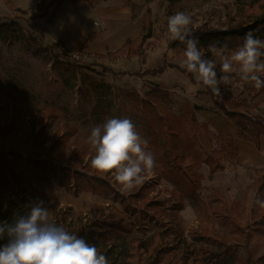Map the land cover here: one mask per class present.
<instances>
[{
    "label": "trees",
    "instance_id": "1",
    "mask_svg": "<svg viewBox=\"0 0 264 264\" xmlns=\"http://www.w3.org/2000/svg\"><path fill=\"white\" fill-rule=\"evenodd\" d=\"M162 1L175 4L183 0ZM235 1L234 14L226 17L223 27L207 24L191 27L205 58L217 61L218 72L223 58L243 43L246 33L251 31L264 40V0ZM50 5L51 2L41 0L40 12L29 20L45 18ZM150 30L142 27L138 37L126 39L117 50L96 57L110 61L139 58L145 54L148 37L159 39L155 32L152 36ZM161 31V26L156 28V33ZM0 46L6 49L18 46L24 54L41 61L48 73V79L40 86L29 83L18 70L20 68L5 70L0 76V97L6 100L10 114V127L2 128L0 140L14 136L13 123L23 126L24 140L30 145L32 156L14 154V157L38 169L39 182L66 188L73 196L86 192L104 202V205H89L84 212L65 207L54 218L58 225L95 245L106 255L109 264H226L233 260V254L226 247L233 245H227L215 235L214 230H210L212 227L202 232L191 229L185 234L179 218L186 204L202 211L207 218L200 195L201 166H206L213 175L224 172L227 164L239 165V149L234 138L228 134L211 136L209 124L197 119L196 112L204 108L185 103L182 111L175 114L170 109L172 92L159 85H148L142 95L134 90L119 93L111 85L80 70L73 62L62 59L69 53L82 55L87 40L72 51L58 43L44 46L34 34L25 32L18 20L0 18ZM168 46L184 60L183 43L171 40ZM4 61L0 47V62ZM104 69L114 73L111 68ZM182 71L191 84L203 86L196 83L194 74L186 69ZM231 78L240 82L251 95L264 96V87L257 90L250 82L241 80L238 73H233ZM203 87L199 92L211 96V107L206 110L219 112L236 126L239 140L250 142L260 151L264 115L254 114L244 98L217 97ZM112 117L130 118L137 131L148 139L149 150L156 159L154 176L157 183L164 184L162 193L150 196L155 186H148L149 183L122 190L114 174L101 173L92 167L94 149L88 137L79 140L78 126L92 129ZM255 174L243 195L237 222H227L230 232L243 236L246 243L256 241L264 246V207L254 202L257 198L264 199V167L256 169ZM4 176L11 185H19L18 175L0 159L1 179ZM13 197L14 194L6 195L0 187V221L11 222L16 215L26 213ZM5 243L6 239L0 240V245ZM256 262L264 264V257Z\"/></svg>",
    "mask_w": 264,
    "mask_h": 264
},
{
    "label": "rangeland",
    "instance_id": "2",
    "mask_svg": "<svg viewBox=\"0 0 264 264\" xmlns=\"http://www.w3.org/2000/svg\"><path fill=\"white\" fill-rule=\"evenodd\" d=\"M47 1L51 2L47 9V16H49L55 11L53 9L55 8V2L61 0ZM117 2L126 1H100L95 3L64 1L60 13L64 18L69 15H72L73 18L74 16L78 17L85 27L99 31L102 29L103 24L99 19L98 7L101 8L100 10L107 12L109 17V15H114L113 11L116 9L115 5ZM234 2L236 1L183 0L179 3L169 4L162 0H134L129 6L132 12L131 23L135 31L138 32L139 30L140 33L142 27L150 28V34L153 36V32H155V37L159 38L148 37L145 40L146 46L143 56L130 60L121 58L114 61L96 57L97 55H105L115 51L124 43L117 46L120 42L117 41L108 46L107 50L101 54L82 52V55H78L69 53L62 59L73 62L80 70L86 72L95 80H102L111 85L119 93L134 90L142 95L147 90L148 85H159L162 89L172 92L170 109L173 113H180L185 103L198 104V106L200 105V107L204 108V112L209 111V113L200 112L198 117L196 115L197 119L202 121V116H208L212 124L214 119L223 117L217 111L206 110L211 107V96L199 92L203 91L204 87L191 84L185 74H183L182 70L185 69L183 67V59L176 56L175 52L169 48L168 45L171 40L169 39L165 23H167L169 16L177 11H182L191 16L193 21L191 27L202 24H207L210 27H223L226 17L234 14ZM33 12H36L35 8L32 9ZM31 17L24 20V22H20L25 32L34 34L42 45H50L43 42L39 32L31 25L30 22L32 20H29ZM94 22L100 26L94 24ZM160 26L162 31L159 34L156 33V28ZM133 34L135 33L133 32ZM124 36V40L136 38L129 33ZM0 47L2 49V57L5 58L4 62H0V76L5 70L12 71V69L20 68L18 69L20 73L24 74L32 85L40 86L43 82H46L48 73L41 61L24 54L18 46L11 49ZM76 56L77 58H75ZM104 68H111L114 73L105 72ZM157 71L160 72L156 73ZM221 93L222 96L232 95L246 99L254 114L264 115V96L256 97L251 95L240 82L233 78H231L229 85H221ZM7 109L6 100L0 97V131H2V128L7 130L10 127L8 126L10 114L7 113ZM62 123L63 121L60 122L59 127H61ZM211 126L209 124L211 136L218 134L213 131ZM14 127L16 128L14 136L6 141L0 140V159L12 168L13 172L18 175L20 182L19 185L14 184L13 186L11 185L12 183L10 184L6 180L7 176H4L3 179L0 177V187L6 195H15L13 201L19 207L27 211L28 207L37 201H44L45 206L49 208L54 219L60 210L65 207H70L75 212H84L89 205H104L103 200L98 196L86 192L73 196L71 191L66 188L39 182V170L14 157L15 155L22 157L32 156L31 147L24 140V127L13 123L11 128ZM78 128L80 131L79 140L82 141L88 137L91 128L79 126ZM262 140L264 147V138ZM238 162L239 165L237 166L227 164V169L224 172L213 175H210L206 166H201L199 171L203 176V181L200 195L204 207L207 209V218L203 216L202 211H197L187 204L179 212V218L183 222L185 234L191 229H197L202 232L203 229L209 230L212 227L210 230H214L215 235L222 238L227 245H233L226 246L229 248L228 251L233 254V260H228L226 264H259L256 261L264 257V246L256 244V241L246 243L243 236L240 237L238 234L235 235L233 231L230 232L231 226L227 220L237 222L236 219L241 211V203L246 188L255 179L256 169L263 167V165L245 163L240 161V159H238ZM145 183H149L148 186H152V184L155 186L150 191V196L163 192L164 184L157 183L154 175L145 177L142 184Z\"/></svg>",
    "mask_w": 264,
    "mask_h": 264
},
{
    "label": "clouds",
    "instance_id": "3",
    "mask_svg": "<svg viewBox=\"0 0 264 264\" xmlns=\"http://www.w3.org/2000/svg\"><path fill=\"white\" fill-rule=\"evenodd\" d=\"M192 23L190 15L177 11L167 19V32L170 40L185 45L183 67L194 74L197 84L221 97V85H229L231 75L238 73L257 90L264 87V40L251 31L246 33L243 43L223 58L218 72L217 61L205 58L201 51ZM87 139L94 149L92 167L114 174L122 190H132L146 175L155 174L156 159L149 141L130 118H109L94 126ZM254 202L264 207V199ZM4 239L7 243L0 245V264H109L95 245L58 225L44 201L32 204L11 222L0 221V240Z\"/></svg>",
    "mask_w": 264,
    "mask_h": 264
},
{
    "label": "crops",
    "instance_id": "4",
    "mask_svg": "<svg viewBox=\"0 0 264 264\" xmlns=\"http://www.w3.org/2000/svg\"><path fill=\"white\" fill-rule=\"evenodd\" d=\"M40 2L41 0H0V18H11L24 22V20L40 11ZM63 4L64 1H56L55 8H53L55 9L54 12L45 18H35L30 22L46 44L58 43L69 50H74L83 40H87L88 45L82 52L101 54L107 50L108 46L117 41H120L117 45L120 46L126 40H124L126 33L133 35V37H136L139 33V30L138 32L135 31L131 23L132 12L129 6L130 3L117 2L115 5L116 9L113 11L114 15H109V17L107 12L100 10L101 8L97 6L100 22L103 24L102 29L99 31L85 27L78 17L74 16L73 18L72 15H69L64 18L60 13ZM34 8L36 12L32 13ZM94 24L98 25L95 22ZM200 112L204 111L196 112L197 117ZM204 113H209V111ZM220 116L223 118L214 119L212 124L208 116H202V121L207 122L210 126L212 125L213 131L218 134H228L234 138V142L239 149L238 159L240 161L249 164H259L264 167L263 138L260 143L261 149L257 151L250 142L239 140L236 136V126L224 116Z\"/></svg>",
    "mask_w": 264,
    "mask_h": 264
},
{
    "label": "built area",
    "instance_id": "5",
    "mask_svg": "<svg viewBox=\"0 0 264 264\" xmlns=\"http://www.w3.org/2000/svg\"><path fill=\"white\" fill-rule=\"evenodd\" d=\"M75 58H77V56Z\"/></svg>",
    "mask_w": 264,
    "mask_h": 264
}]
</instances>
